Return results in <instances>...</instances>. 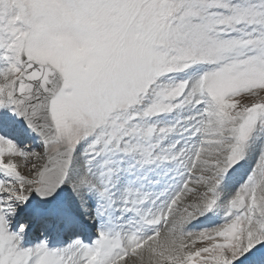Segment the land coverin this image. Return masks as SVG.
I'll return each mask as SVG.
<instances>
[{"label":"snow or ice","instance_id":"6c2138e0","mask_svg":"<svg viewBox=\"0 0 264 264\" xmlns=\"http://www.w3.org/2000/svg\"><path fill=\"white\" fill-rule=\"evenodd\" d=\"M0 264H264V0H0Z\"/></svg>","mask_w":264,"mask_h":264}]
</instances>
